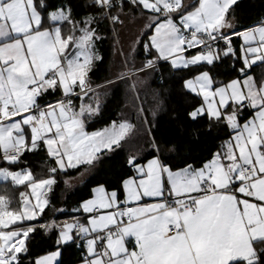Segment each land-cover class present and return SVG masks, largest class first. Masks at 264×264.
Returning a JSON list of instances; mask_svg holds the SVG:
<instances>
[{
  "label": "snow or ice",
  "instance_id": "snow-or-ice-1",
  "mask_svg": "<svg viewBox=\"0 0 264 264\" xmlns=\"http://www.w3.org/2000/svg\"><path fill=\"white\" fill-rule=\"evenodd\" d=\"M126 20L139 31L94 80ZM257 65L264 0H0V177L22 189L19 209L0 195V264H264ZM170 80L184 98L170 117L178 137L158 119ZM118 95L127 107L109 112ZM194 125L225 135L205 150ZM39 153L44 176L26 159ZM80 188L88 196L68 209Z\"/></svg>",
  "mask_w": 264,
  "mask_h": 264
},
{
  "label": "trees",
  "instance_id": "trees-1",
  "mask_svg": "<svg viewBox=\"0 0 264 264\" xmlns=\"http://www.w3.org/2000/svg\"><path fill=\"white\" fill-rule=\"evenodd\" d=\"M247 3H252L256 5V8H259V3L260 0H246ZM255 9H245V15L250 14L251 12H254ZM101 30H103L105 33L108 32V27L103 25L101 27ZM114 46V47H113ZM116 42L113 41L112 36L109 35L108 39H106L103 44L101 45V50L105 55V63L100 65L98 70L96 71L95 75L93 76L94 80H101L104 76L109 75L114 68V64L117 61L116 58ZM220 71L223 73L222 78L223 79H230L232 76L235 75V73L232 72V70L227 67V62L225 63L224 66L220 68ZM172 89V96L170 98L169 102V108L168 111L166 112H161L158 113V119H159V124L162 130H167L166 135L172 136V137H178L180 134L181 129L178 128V126L173 122L170 117L175 115V112L173 111L174 109H182V106L184 104V98L181 95L180 92V83L176 80H170V85ZM153 88H157L158 84H153ZM120 107V108H125L127 107V101L124 100L122 95H118L116 97L111 98V103L109 104V112L114 110L115 108ZM107 116V114H106ZM106 118V117H105ZM95 127H102V123H95ZM196 129H199L202 133L201 135V140H207L208 143L203 145V149H207L210 146H213L216 143H219V141L215 140V137L217 135H220L223 137L225 135L224 132L217 133L215 130H213L212 133L205 132L203 128L200 127V125H194L192 126ZM185 147H193L196 150V153H201L202 155L206 154V152H202L201 147L197 145H185ZM27 161L29 162V166L31 170L34 172V174L38 176H44L45 173V168L46 164L44 163L45 161V156L43 153L39 154H29L26 156ZM119 161H113L111 162V167H109L108 164L105 165V175H111L113 171H115L116 167L118 166ZM22 189L15 186L12 182H5L0 184V195H5L10 198V205L15 206L17 209L19 208V197L18 193ZM88 196V191L87 188H80L79 190L74 191L68 196L67 199V204L66 207L68 209H71V207L81 198H86ZM54 202L57 204L59 207L62 201V197L60 194L59 189L56 191V195L53 197ZM71 216V212H63L58 219L63 220L66 217ZM39 239V237L37 238ZM43 247H47V243L42 245Z\"/></svg>",
  "mask_w": 264,
  "mask_h": 264
},
{
  "label": "crops",
  "instance_id": "crops-1",
  "mask_svg": "<svg viewBox=\"0 0 264 264\" xmlns=\"http://www.w3.org/2000/svg\"><path fill=\"white\" fill-rule=\"evenodd\" d=\"M128 24H130L131 26L133 25L134 27L139 28L138 23L137 24L136 23L132 24V20H129V21L126 20L125 25L122 28V33L124 34V36L128 35V33L132 29V28L129 27ZM129 28H130V31H128ZM134 33H136V32L134 31ZM262 71H264V66H260V65L254 66L253 69H252L253 74H255L258 78H259V75L261 74ZM5 182H12V181L10 179L6 180L3 177H0V184L1 183H5ZM0 212H1L0 219H6V217L4 216V213L6 212V208L3 207V206H0ZM9 222H10V220H9Z\"/></svg>",
  "mask_w": 264,
  "mask_h": 264
},
{
  "label": "rangeland",
  "instance_id": "rangeland-1",
  "mask_svg": "<svg viewBox=\"0 0 264 264\" xmlns=\"http://www.w3.org/2000/svg\"><path fill=\"white\" fill-rule=\"evenodd\" d=\"M134 23H136L137 24V22L135 21V20H132V24H134ZM129 25V27L130 28H132L131 29V31H130V28H129V30L128 31H130L129 33H128V35H126V36H124V34L122 33V29H120L119 31H120V36L117 38V40L115 41L116 42V47H117V49H119L120 47H121V45H123V47L125 48V49H127V47H128V45H129V43H130V41L132 40V38L136 35V33L139 31V28H137V27H134L133 25L131 26L130 24H128ZM137 28V29H136ZM134 31L136 32V33H134ZM116 58H117V61L119 62V60L121 59V57H119L117 54H116ZM118 62H116L113 66H114V68H113V73L116 71V65H118ZM115 69V70H114ZM128 74V73H127ZM129 75V74H128ZM19 209V208H18ZM0 215H1V212H0Z\"/></svg>",
  "mask_w": 264,
  "mask_h": 264
},
{
  "label": "built area",
  "instance_id": "built-area-1",
  "mask_svg": "<svg viewBox=\"0 0 264 264\" xmlns=\"http://www.w3.org/2000/svg\"><path fill=\"white\" fill-rule=\"evenodd\" d=\"M128 74H129V75H131V73H130V72H129Z\"/></svg>",
  "mask_w": 264,
  "mask_h": 264
}]
</instances>
